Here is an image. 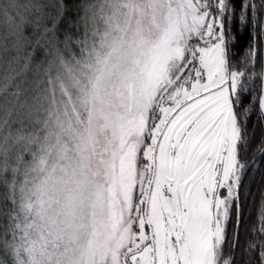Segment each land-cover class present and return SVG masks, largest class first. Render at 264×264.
<instances>
[{"label":"snow or ice","instance_id":"snow-or-ice-1","mask_svg":"<svg viewBox=\"0 0 264 264\" xmlns=\"http://www.w3.org/2000/svg\"><path fill=\"white\" fill-rule=\"evenodd\" d=\"M192 3V75L146 135L198 170L203 201L193 264H264V0ZM53 7L26 37L29 60L49 76L67 67L65 50L80 28L74 0ZM175 186L169 181L161 191L171 198ZM141 228L153 230L164 253L141 264H188L178 254L183 235L175 220L153 218Z\"/></svg>","mask_w":264,"mask_h":264},{"label":"trees","instance_id":"trees-1","mask_svg":"<svg viewBox=\"0 0 264 264\" xmlns=\"http://www.w3.org/2000/svg\"><path fill=\"white\" fill-rule=\"evenodd\" d=\"M59 2L0 0V264H72L75 261L74 254L81 250L80 247L90 235L92 216L88 212H81L82 215H76L74 219L70 215L64 218L60 206L56 210L58 218L52 214L55 203L49 177L50 173L55 176V172L58 174L63 170L64 144L66 142V145L71 146L68 138L72 137L71 131L77 126V112L86 114L90 98L82 89L91 83L94 76L88 65L92 63L96 68L105 55L101 44L107 39L104 31L110 24L104 27L99 16L105 10L115 12L124 7L115 3V0H74L79 8L74 9L72 15L75 17L78 12L80 28L79 31L73 30L71 50H65L67 67L54 68L49 76L42 69L37 70L38 62L35 58L29 60L32 48L26 37L30 29L43 28L42 22L38 24L41 14L55 12L53 6ZM159 38L169 43L172 41V33L169 31L164 36L161 34ZM133 42L124 49L126 54L119 60L122 70L130 69ZM154 61L155 68L144 71L145 97L135 103V112L131 118H125L129 122L127 129L120 130V136L128 140L123 141L119 153L123 154L130 148V143H134L131 151L136 154L133 165L137 177L127 182L128 192L131 191L130 205L137 204L139 194L138 191L135 200V194L132 196L133 186L140 189L141 195L145 194L143 199L146 197L147 192L142 191L143 178H139V173L152 177L153 155L148 159L145 156L146 149L150 146L153 153L155 149L157 152L159 146L146 133L154 123L160 124L159 106L163 97L157 87L161 79L165 78L164 70L167 66L158 64L155 58ZM184 64L185 61L180 62L173 73L166 76L167 81L174 82L182 73ZM75 79L77 82H74ZM166 87L162 88L165 95L176 89L175 84H167ZM73 145L75 153L72 155V168L84 178L79 159L82 152L76 150L75 143ZM50 150L54 151L53 156ZM86 163L89 161L86 160ZM54 165L60 172L53 169ZM75 191H78L81 200L80 196H86L90 188L85 181L78 180ZM145 202L146 199L143 203L139 200L137 205L139 219L142 216L143 222H146ZM64 204L67 205L66 202ZM62 208L64 214L70 213L68 207ZM84 210L87 211V204ZM40 224H46L45 238L54 236L58 239V242L48 240L51 243V246H46V249H50L51 258L48 260L46 251L45 254L36 252L42 239V234L39 235ZM74 233L78 239H75ZM146 233L149 234V230ZM119 258L117 264H124L122 256ZM108 259L107 263L110 264ZM89 264H96V258Z\"/></svg>","mask_w":264,"mask_h":264},{"label":"rangeland","instance_id":"rangeland-1","mask_svg":"<svg viewBox=\"0 0 264 264\" xmlns=\"http://www.w3.org/2000/svg\"><path fill=\"white\" fill-rule=\"evenodd\" d=\"M115 3L122 5L124 9L114 10L115 12L105 10L99 16L104 27L110 25L104 31L107 39L101 44L104 58L99 61L96 68L92 63L88 65L94 76L91 83L82 89L90 98L85 109L86 114L77 112V126L73 131L70 130L73 135L68 138L71 146L66 145V142L64 144L63 170L60 172L54 165L53 169L60 173L55 172V176L50 173L49 177L55 203V209L51 212L55 217L58 216L56 210L60 206L64 218L70 215L71 219H74V216L82 215L81 212L86 214L88 212V215L92 216L90 235L80 247L81 250L74 254L75 261H72V264H89L93 258L94 260L96 258V264H108V258L110 264H117L119 257L124 258L127 251H135L131 258L132 264H141V260L151 261L148 249L137 254L149 236L141 228L143 218L141 216L139 219L137 211L138 201L143 203L145 194L141 195L140 189L133 186L132 196L135 194V200L138 191L139 194L137 204L130 205L131 191L128 192L127 182L137 177L136 167L133 165L136 154L131 151L134 143L130 142V148L123 154L119 153L123 141L128 140L120 136V130L127 127L129 122L127 123L125 118H131L135 112V103L145 97L144 71L155 68L154 58L159 61L158 64L167 66L164 70L165 78L161 79L157 87L163 97L159 106L161 109L167 107L177 91L188 83L193 70L191 63L193 44L190 40L196 34L198 24L192 0H115ZM169 31L172 33V41L163 42L159 36L161 34L164 36ZM133 40L132 63L130 69L125 71L120 69L119 60L124 57L126 54L124 49L129 47ZM182 61H185L182 73L173 80L174 82L167 81L166 76L171 75ZM167 84L169 86L175 84L176 89L165 95L162 88ZM74 143L77 145L76 150L82 152L79 159L84 178L72 168ZM49 153L51 156L54 155L52 150ZM156 153L157 173L148 217L149 219L162 217L165 221L171 217L180 225L183 255L187 258L189 255L192 256L189 259L193 264L197 258L199 218L203 201L198 170L194 171L191 167L180 165L179 154L173 157L166 141L158 146ZM151 155L153 153L149 146L145 156L150 159ZM86 160L89 163H86ZM76 165L78 166V163ZM139 178H143L142 191L147 192L146 184H149L151 177L139 173ZM78 180L85 181L90 188L88 196H80L81 200L78 191H75V183ZM173 180L176 181V186L169 198L162 193L161 187ZM62 206L68 207L70 213L64 214ZM44 225L40 224L39 235L42 234V239L36 252L38 254L47 252L48 260L51 258L50 249H46V246H51L48 240L58 242V239L54 236L45 238ZM74 237L78 239L75 233ZM157 249V256L162 258L163 250L159 249L158 245Z\"/></svg>","mask_w":264,"mask_h":264},{"label":"water","instance_id":"water-1","mask_svg":"<svg viewBox=\"0 0 264 264\" xmlns=\"http://www.w3.org/2000/svg\"><path fill=\"white\" fill-rule=\"evenodd\" d=\"M156 146H157V144H156ZM157 148V147H156ZM153 159H152V165H153V169H152V173H151V179H150V182H149V184H148V190H147V193H146V197H145V199H146V202H145V209H144V211H145V220H146V222L148 221V217H147V215H148V211H147V209H148V205H149V202H150V195H151V192H152V185H153V183H154V180H155V173H156V167H157V164H156V156H157V153H156V149L153 151ZM152 229H149V234H150V236H149V239H148V241L146 242V244L147 243H151L152 245L154 244V240H153V238H152Z\"/></svg>","mask_w":264,"mask_h":264},{"label":"flooded vegetation","instance_id":"flooded-vegetation-1","mask_svg":"<svg viewBox=\"0 0 264 264\" xmlns=\"http://www.w3.org/2000/svg\"><path fill=\"white\" fill-rule=\"evenodd\" d=\"M155 175H156V173H155ZM155 179H156V177H155ZM155 181V180H154ZM149 237V236H148ZM148 241V240H147ZM146 241V242H147ZM146 242H145V244H143V246H141L139 249H138V252H137V254L139 253V252H142V251H144L145 249H148L149 250V252H150V257H151V259L153 258V257H157V252L156 251H151V249H153V248H157V245L156 244H146ZM156 242V241H155ZM182 245V244H181ZM127 250V248H125V251ZM132 252H135V251H127L125 254V256H124V264H132V261H131V258H132V255H129V254H132ZM134 254V253H133ZM178 254H180L181 255V257L184 259V260H186L187 262H188V264H192V263H190V259L189 258H191L190 257V255L188 256V258L185 256V255H183V251H179V249H178Z\"/></svg>","mask_w":264,"mask_h":264}]
</instances>
